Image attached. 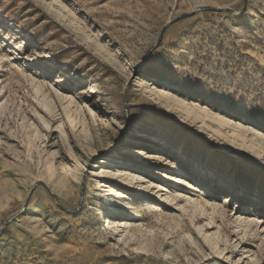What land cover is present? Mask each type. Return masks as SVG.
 I'll return each instance as SVG.
<instances>
[{"label":"rangeland","instance_id":"obj_1","mask_svg":"<svg viewBox=\"0 0 264 264\" xmlns=\"http://www.w3.org/2000/svg\"><path fill=\"white\" fill-rule=\"evenodd\" d=\"M0 264H264V0H0Z\"/></svg>","mask_w":264,"mask_h":264},{"label":"water","instance_id":"obj_2","mask_svg":"<svg viewBox=\"0 0 264 264\" xmlns=\"http://www.w3.org/2000/svg\"><path fill=\"white\" fill-rule=\"evenodd\" d=\"M199 11H204V12H221L222 9L203 8V9H199Z\"/></svg>","mask_w":264,"mask_h":264},{"label":"bare ground","instance_id":"obj_3","mask_svg":"<svg viewBox=\"0 0 264 264\" xmlns=\"http://www.w3.org/2000/svg\"><path fill=\"white\" fill-rule=\"evenodd\" d=\"M193 118V117H192Z\"/></svg>","mask_w":264,"mask_h":264}]
</instances>
